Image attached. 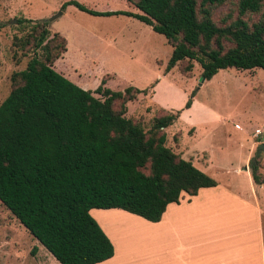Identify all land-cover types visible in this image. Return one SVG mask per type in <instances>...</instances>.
<instances>
[{
  "label": "trees",
  "instance_id": "1",
  "mask_svg": "<svg viewBox=\"0 0 264 264\" xmlns=\"http://www.w3.org/2000/svg\"><path fill=\"white\" fill-rule=\"evenodd\" d=\"M138 13L96 11L75 0L91 15H124L163 36L170 53L163 71L195 61L199 77L217 70L264 69V0H125ZM228 3L218 21L213 9ZM259 14L249 20L247 15ZM27 30L12 43L31 56L10 74V88L0 101V204L58 264H95L112 255V244L88 210L117 208L149 222L181 192L194 195L215 181L165 145L164 129L189 107L193 90L180 109L151 117L144 129L124 115L126 104L154 85L122 90L104 86L82 89L51 68L65 40L47 20L20 18ZM92 93L98 96H93ZM252 183H264L256 153L247 162Z\"/></svg>",
  "mask_w": 264,
  "mask_h": 264
},
{
  "label": "rangeland",
  "instance_id": "2",
  "mask_svg": "<svg viewBox=\"0 0 264 264\" xmlns=\"http://www.w3.org/2000/svg\"><path fill=\"white\" fill-rule=\"evenodd\" d=\"M64 1L67 0H0V101L9 91L10 74L23 69L31 56L30 49L22 50L12 43L13 37H22L27 30L23 23H17L20 18L47 20L49 30L64 38L65 49L51 66L82 89L93 90L101 77L104 86L111 90L126 86L145 88L147 78L160 76L158 64L166 62L170 53L162 35L128 16L91 15L71 4L60 9ZM75 1L96 11L135 10L125 0ZM228 11L232 17V6L221 4L213 9L212 17L218 21ZM261 12L264 14V6ZM258 15L249 14L247 18L254 21ZM187 62L191 64L187 72L182 70L185 61L166 72L167 79L164 77L157 89L156 100L149 98L150 89L147 94H137L126 104L124 115L138 120L146 129L161 108L180 109L187 89L193 90L190 104L193 102L194 107L182 109L164 129L165 145L196 165L210 161L218 170L206 174L219 183L231 179L235 189L247 188L245 178L234 170L248 171L247 162L256 153L258 173L264 177V149H257L258 144H264V69H219L210 79L199 82L198 64ZM254 130L259 134L253 135ZM261 184L257 197L262 203L264 238V183ZM225 207L219 208L220 212H229V207ZM89 210L113 246V255L102 264L174 261L172 254L165 257V243L158 232L148 230L147 221L116 208ZM197 252V261H207V251ZM0 264H58L1 204Z\"/></svg>",
  "mask_w": 264,
  "mask_h": 264
},
{
  "label": "crops",
  "instance_id": "3",
  "mask_svg": "<svg viewBox=\"0 0 264 264\" xmlns=\"http://www.w3.org/2000/svg\"><path fill=\"white\" fill-rule=\"evenodd\" d=\"M129 6L132 5L129 4ZM125 11L138 13V10H132V8ZM127 18L132 19V17ZM165 63L158 64L161 66L160 76L151 80L147 78L144 81L147 83L145 87L154 81L149 96L154 100H156L155 93L162 80L164 77L167 79V71H163ZM51 68L53 69V66ZM188 92L189 89H187ZM193 107L192 102L190 107L185 110ZM180 157L190 161L205 174L208 172L213 174L218 170L208 160L202 165H196L191 159L182 155ZM234 171L239 177L245 178L248 184L247 188L235 189L231 179L219 183L212 178L216 183L214 186L200 187L194 195L190 196L181 192L176 203L170 202L165 206L158 221H147L148 230L158 232L163 239L166 249L165 257L168 254L174 256V261L169 264H264L263 221L260 207L262 203L261 199L257 197V191L262 190V184L252 183L246 169L235 168ZM208 176L211 177V175ZM225 205V208L229 207V212L226 213L225 209L220 212L219 208H223ZM231 209L234 210L233 213ZM88 213H92L91 210ZM102 217L107 219L106 214H102ZM155 226L157 229L154 228ZM198 249L203 252L207 251V261L200 263L195 259ZM102 263L104 262L95 264Z\"/></svg>",
  "mask_w": 264,
  "mask_h": 264
},
{
  "label": "water",
  "instance_id": "4",
  "mask_svg": "<svg viewBox=\"0 0 264 264\" xmlns=\"http://www.w3.org/2000/svg\"><path fill=\"white\" fill-rule=\"evenodd\" d=\"M202 80H203L202 77H199V78H198V81H199V82H201ZM257 149H264V144H262V143L258 144V145H257Z\"/></svg>",
  "mask_w": 264,
  "mask_h": 264
},
{
  "label": "built area",
  "instance_id": "5",
  "mask_svg": "<svg viewBox=\"0 0 264 264\" xmlns=\"http://www.w3.org/2000/svg\"><path fill=\"white\" fill-rule=\"evenodd\" d=\"M259 134V131L258 130H254V134L253 135H257Z\"/></svg>",
  "mask_w": 264,
  "mask_h": 264
}]
</instances>
